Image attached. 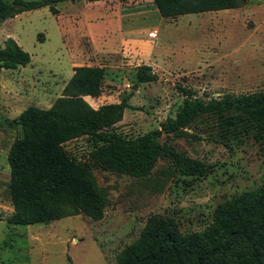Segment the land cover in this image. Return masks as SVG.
Wrapping results in <instances>:
<instances>
[{
	"label": "rangeland",
	"instance_id": "obj_1",
	"mask_svg": "<svg viewBox=\"0 0 264 264\" xmlns=\"http://www.w3.org/2000/svg\"><path fill=\"white\" fill-rule=\"evenodd\" d=\"M51 5L54 14L45 5L0 21V46L11 37L30 57L24 66L0 68V264H67L66 255L70 264H116V254L138 237L148 216L172 218L181 233L201 230L218 205L262 182L264 133L227 138L215 116L207 114L161 134L157 140L171 154L157 156L140 176L95 161L91 152L97 143L89 136L65 141L67 155L90 171L104 197L101 216L9 222V155L21 129L4 120L30 105L48 109L75 92L65 90L74 66L103 69L100 93L80 95L91 108L129 96V107L109 111L100 129L124 140L172 118L185 88L203 98L264 93V0L172 18L160 17L153 0H55ZM142 63L155 72L154 81L135 80ZM175 153L202 172L179 169Z\"/></svg>",
	"mask_w": 264,
	"mask_h": 264
},
{
	"label": "trees",
	"instance_id": "obj_2",
	"mask_svg": "<svg viewBox=\"0 0 264 264\" xmlns=\"http://www.w3.org/2000/svg\"><path fill=\"white\" fill-rule=\"evenodd\" d=\"M55 0H0V21L20 12L49 6ZM245 0H153L162 18L237 7ZM29 54L11 38L0 46V68L26 65ZM65 90L76 89L53 102L48 109L27 106L4 122L19 126L21 137L13 141L9 155V194L13 212L8 221L16 224L47 222L68 215L84 214L98 219L104 197L90 171L71 159L62 144L83 135L97 143L92 158L104 167L132 176L145 174L157 156L171 154L159 143L161 134L174 133L201 115H213L227 138L242 135L261 137L264 133V93L231 94L203 98L184 96L174 116L160 128L133 140H124L100 129L109 111L129 107V96L119 102L91 108L80 95L100 93L101 66L72 68ZM137 82H150L156 74L150 65L139 64ZM263 137V136H262ZM186 173H201L196 162L173 156ZM67 264L70 258L66 255ZM116 264H264V179L218 205L211 221L201 230L181 233L172 218L147 217L138 237L115 256Z\"/></svg>",
	"mask_w": 264,
	"mask_h": 264
},
{
	"label": "crops",
	"instance_id": "obj_3",
	"mask_svg": "<svg viewBox=\"0 0 264 264\" xmlns=\"http://www.w3.org/2000/svg\"><path fill=\"white\" fill-rule=\"evenodd\" d=\"M216 11H218V10H216ZM213 12H214V11H213ZM188 14H191V13H187V14H183V15H188ZM181 16H182V15H179L178 17H181ZM185 17L188 18V17H190V16H185ZM189 23H190V20L188 19V20H187V24H189ZM178 24H179V23H178ZM172 25H175V23L172 24ZM120 26H121V25H119L118 27H119V28H122V27H123V26H122V27H120ZM106 27H107V26H106L105 23L102 21L101 24H100V30H101L100 32L105 33V32H106V30H105ZM84 29H85V28H84ZM85 30H86V29H85ZM104 31H105V32H104ZM115 33H117V32H115ZM117 34H119V33H117ZM120 35H121V34H120ZM142 64H145V63H142ZM147 65H149V64H147ZM88 66H89V65H88Z\"/></svg>",
	"mask_w": 264,
	"mask_h": 264
},
{
	"label": "water",
	"instance_id": "obj_4",
	"mask_svg": "<svg viewBox=\"0 0 264 264\" xmlns=\"http://www.w3.org/2000/svg\"><path fill=\"white\" fill-rule=\"evenodd\" d=\"M136 87V84H134L133 86H132V88H135Z\"/></svg>",
	"mask_w": 264,
	"mask_h": 264
}]
</instances>
